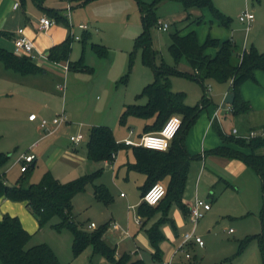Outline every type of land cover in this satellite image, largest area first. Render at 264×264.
<instances>
[{
	"label": "rangeland",
	"instance_id": "374dc122",
	"mask_svg": "<svg viewBox=\"0 0 264 264\" xmlns=\"http://www.w3.org/2000/svg\"><path fill=\"white\" fill-rule=\"evenodd\" d=\"M23 1L32 10L43 11L35 0ZM41 1L42 6L59 11L65 17L60 21L54 20L52 28L62 31V41L69 37L72 39L71 49L67 58H61L57 62L47 57L44 51L37 54L34 50L33 55L36 60L41 58L50 62V68L44 67L43 71L36 76L15 74L14 77L18 78L10 80L13 83L11 86L0 83V152L9 155L8 161L0 168V173L5 174L9 185H15L22 176L19 159L23 155L32 152L37 155L38 162L30 169L28 178L30 183H38L44 174L50 171L49 166L52 160L57 158L63 150L74 153V147H79L70 141L72 134L82 132L88 135L93 126H107L112 129L118 143L128 139L138 143L144 134L147 121L131 115L126 118L124 124L121 122L125 105L146 104L145 97L137 98V96L147 84L154 80V70L142 63L141 50H136L132 69L130 68L135 40L144 27L139 1L71 0L70 17L66 10L68 0ZM213 4L232 19L229 27L215 18L209 8L186 11L180 0H162L158 3L155 10L156 17L168 23L169 29L163 31L158 25L150 26V34L157 52L156 65L159 66L162 63L169 66L175 65L169 51L170 35L181 29L196 31L201 44L211 37L221 42L233 41L240 52L244 50L246 44L250 47L252 43L259 52H264V0H213ZM198 10L202 12L203 18L200 22L193 23V20L200 18V15L195 14ZM246 10L255 14V21L251 23L249 30L239 21V16ZM188 13L191 16L187 19ZM80 24L87 25L89 32L80 29ZM74 36L81 37V40L74 39ZM92 44L107 47L108 54L104 57L99 56L93 50ZM0 46L15 52L14 43L11 40L2 39ZM218 50L217 47H209L207 54L215 56ZM80 62L84 67L75 68ZM66 64L69 67L67 71L64 70ZM188 67L190 66L185 60L178 65L181 71H186ZM10 73L12 77L13 73ZM170 82L174 92L185 93V102L190 106H198L204 96L211 98L201 109L197 121L188 131V133L194 131L193 134L199 133L204 125L203 122L208 120L209 123V117L216 113L217 109H222L220 107L224 101V93L230 85L228 82L220 83L214 80H205L202 84L183 76H171ZM60 85L65 87L64 91L58 89ZM240 94L242 99L244 95L248 97L249 102H246L252 109L249 114L251 116L248 121V130L251 131L250 128H253L260 131L262 128L259 129V126L264 125V71H256L255 80L245 81L240 87ZM227 106L221 111L219 117L214 115L217 117L215 124L219 125L224 133L230 134L233 128L242 124V115L238 114L241 115L240 117L227 115L225 111ZM63 111L66 112L70 122L68 127L63 125L51 135L40 128V119L52 121ZM31 114H36L39 119L30 121ZM72 129L77 131L72 132ZM213 130L217 131L215 125L211 132ZM45 134L49 136L32 149V144ZM85 149V145L81 146L78 155H83L86 152ZM64 156L69 158L68 155ZM134 162L133 150L122 147L116 152L112 162H96L84 158L82 162L76 163L71 157L69 159L64 157L57 159L51 171L56 179L66 183L102 170L101 175L72 200L74 221L80 226L83 224L87 230L91 231L89 228L91 222H95L98 227L107 224L108 230V223L116 220L122 226V230H108L110 232L107 234V239L114 245L118 244V250L127 252H134L137 246L141 245L140 235H145L146 232L145 225L136 224V221H146L138 210L142 202L141 187L145 184V175L128 169L129 164ZM209 174L207 171V176ZM252 175L256 178L254 174ZM223 177L227 179L226 175ZM242 180L245 184L241 183ZM167 181L166 179L163 183L167 185ZM231 184L233 185L225 187L224 181H218L213 186L214 196L209 197V182L207 186L206 183H201V194L207 191V198L206 196L205 198L211 202L212 210L199 221L195 233L203 238L206 246L187 247L174 255L172 264H253L255 259L259 262L258 264L262 263L260 239H264L261 228L263 217L257 207L264 201L262 186L258 184L257 188L255 181L247 175L236 179ZM98 187L107 190L108 202L96 197ZM121 193L125 197H121ZM7 200L14 203L22 202ZM3 209L0 206V216H13L9 208ZM28 212L30 223H26V231L31 238L27 248L47 244L52 249L54 246L57 252L58 247H64L68 256L72 254L70 246L73 243V236L66 227L61 228L60 231L55 227L60 223L58 216L40 226L29 208ZM13 217L22 220L18 215ZM153 219L151 220L154 221ZM230 229L233 232H229ZM125 230L128 231V236ZM257 232L259 234L248 241L239 253L242 241L249 236H255ZM171 238L173 241L161 242L160 248L163 254H166L169 247L171 249V246L179 242L173 235ZM163 245H166L165 248ZM147 250L142 249L141 252L145 254V259L149 260L150 264H163L166 261L165 257L156 262L153 261ZM187 252L191 259L186 258Z\"/></svg>",
	"mask_w": 264,
	"mask_h": 264
},
{
	"label": "trees",
	"instance_id": "16d2710c",
	"mask_svg": "<svg viewBox=\"0 0 264 264\" xmlns=\"http://www.w3.org/2000/svg\"><path fill=\"white\" fill-rule=\"evenodd\" d=\"M42 6L41 0H35ZM143 13V31L135 40V49L131 54L130 68L134 63L136 50H141V60L146 66L154 70V80L147 84L137 98L145 97L146 104H130L125 107L121 116L124 124L128 116H136L147 120L144 133L160 131L167 120L172 116L181 118V128L173 138L170 146L165 151L152 150L145 147L118 143L112 129L107 126H93L89 131L87 150L88 159L96 162H112L116 152L122 148H131L135 156V162L129 164L128 169L145 175V184L141 187L142 197L155 183L167 181V193L155 206L141 202L138 206L139 213L146 218L145 223L157 214H161L150 229L147 230L152 246L156 249L154 258L160 259V243L164 239L162 226L166 223L168 214L173 205H177L184 215L189 214V209L183 203V195L187 183V175L190 162L197 156H192L186 147V136L190 128L197 121L201 109L209 102L207 96L203 97L198 106H190L185 102L186 95L183 92H174L171 89V76H183L194 79L203 84L205 80L230 83L229 90L235 95L231 105L233 114L238 115L249 111L250 105L244 101L240 94L241 85L247 80H255V72L264 71V52H259L254 46L239 51L238 46L231 40L221 42L219 39L208 37L206 42H199L196 31L185 29L177 30L170 35L171 44L169 51L174 58L175 65L165 63L156 65V50L150 34V26L158 25L155 10L162 0H138ZM186 11L192 9L202 10L209 8L215 18L225 26H230L232 19L223 14L213 4V0H180ZM56 21L65 19L59 11L46 9ZM191 15L188 13L187 19ZM197 18L192 22H200ZM86 38V36H85ZM72 39L69 37L62 43L51 48L49 58L59 61L67 58L71 49ZM209 47H217L215 56L207 54ZM92 48L99 56H106L108 48L100 44H92ZM185 60L192 68V72L178 69L179 63ZM0 61L7 70L21 75H33L43 71L32 59L26 56H18L0 46ZM71 67V66H70ZM83 63H78L75 68H82ZM150 120V122H149ZM217 133L224 144L207 151V154L218 155L238 159L250 167L262 181L264 189V136L251 139L236 138L226 135L215 124ZM235 143V147L230 146ZM9 155L0 153V168L8 161ZM36 164H33L34 167ZM30 169L22 173L15 185L6 182L5 174L0 173V200L7 198L13 201L26 202L28 208L35 216L40 226L58 216L60 223L55 227L60 231L66 227L73 236L72 254L78 257L88 247L102 255L112 264H146L144 260H133L128 253L117 257L116 247L110 245L104 239L107 224L93 230H87L83 224L80 226L74 221L72 213V200L83 192L89 183H93L102 173L98 170L91 174L80 176L72 181L61 183L54 177L51 171H47L38 183H30L28 173ZM96 197L108 202V192L103 187H98ZM256 236H249L240 246L241 249ZM31 235L23 227L17 217L10 215L0 216V261L3 264H62L47 244H40L27 248ZM262 263L264 264V239H260Z\"/></svg>",
	"mask_w": 264,
	"mask_h": 264
},
{
	"label": "crops",
	"instance_id": "0c3cea01",
	"mask_svg": "<svg viewBox=\"0 0 264 264\" xmlns=\"http://www.w3.org/2000/svg\"><path fill=\"white\" fill-rule=\"evenodd\" d=\"M16 3H19V6L17 8H15ZM68 3L71 4V0H68ZM68 3H67V5H68ZM41 7L43 8V11L39 12L36 9L32 10L30 7H27L25 4V1H23V0H0V42L2 39H8V40H11L13 42V39L16 36L17 29H19L20 27H24L27 35L31 39H33V42H35V49L34 50L37 52V54H40V52L44 51V54L47 57H49V53H50L49 49L52 46H55V45L62 43L64 40L62 41V38H61L62 31L56 30V28L51 27L48 31H45V32H40L38 30L39 19L42 18L43 16H47V17L55 20L53 16H50L48 14V12L46 10L48 8H46L44 6H41ZM66 10H67V6H66ZM71 12H72V9H71L70 13ZM67 13H68V11H67ZM195 14H198V15H200L199 16L200 18H203V15H201L202 12H199V10L196 11ZM192 19H194V17H192ZM80 25H84V24H80ZM80 25H79V28H80ZM82 30L84 32H89V27L86 30H84V29H82ZM80 40H81V37H80ZM251 45L254 46L253 43ZM252 46H250V47H252ZM250 47H249V44L248 45L246 44L244 47V50L249 49ZM33 61L43 69H44V67H47V68L51 67V64H49L50 62L43 60L41 58L36 60V57H35V59H33ZM66 67H67V64L64 65L65 71H67L69 69V67L68 68H66ZM186 71L192 72V68L188 67V69H186ZM10 72L13 73L12 77L10 75L11 74ZM15 74L17 75L19 73H16V72L11 71V70H7L4 66V64L0 61V83H1V85H4V84H6V86L13 85V83L10 80H14V78H18V77H14V76H16ZM37 74L25 75V76H36ZM19 75H21V74H19ZM22 76H24V75H22ZM24 78H26V77H24ZM243 91L244 90H242V92ZM229 93H231V92H230L229 87H228L226 92L224 93L225 97H224L222 107H220L222 109H220V110L217 109L216 113H214L215 115H218L217 117H219L221 111H223L227 105L228 106L225 110L226 114L227 115L230 114L233 117L237 116V115H234L233 111L230 110L232 108V106H231L232 104H225L226 96ZM243 94H244V92H243ZM244 97H243V99L245 101L249 102L248 97H246L245 95H244ZM126 106L127 105H125V107ZM251 112H252V109H249V111H247L245 113H241L242 124L239 127L233 128L232 133H230V134L225 133V134L226 135H233L236 138H241V136H246L250 132L256 131L253 128H250V130L252 129L251 131L248 130L249 129L248 121H249V118L251 116L249 114H251ZM214 114L209 117V119H210L209 123H208V120L206 122H203L204 125L202 124L203 127L200 129L199 133L195 132V134H193L194 131H191L190 133H188V135L186 137V147H187L188 152L192 156H197L196 158H194L190 162L188 175H187L186 188H185V192L183 195V203L189 209V214H190V209H191L196 198L199 197V198L205 199L207 201V199H206L207 198V191H205L203 194H201L202 193V191H201L202 190L201 189V187H202L201 183L202 182L206 183V186H207V183L209 182L208 196L212 197V196H214V193H215L213 186L218 181L219 182L224 181L225 187H228V186L233 185V184H231V182H234V181H236V179L242 178L243 176L247 175L255 181V184H257V188H258V184H259V186H262L263 197H264V189H263L261 178L257 174H255V172L250 167H248L244 162H242L241 160H238V159L222 157V156L213 155V154H207V151L214 149V148H217V147L224 144V142L221 139V137L219 136V134L216 133L217 131L215 132V130H213V132H211L212 127L216 123L215 118H217ZM241 115H238L237 117H240ZM146 122H148V121H146ZM149 122H150V120H149ZM69 124H70V122L68 121L66 124H63V125H66L68 127ZM207 124H208V126H207ZM217 126H219V125H217ZM234 129L237 130V133L233 132ZM259 129L264 130V125L259 126ZM75 130L77 131V129H72L71 131L75 132ZM80 133H82V132H80ZM83 135L85 136V139L77 145L74 144L75 146L79 145V147H74V150H73L74 153L73 152L71 153L69 150H67V152L65 150H63L57 158L52 160V164H50V166H49L50 171H53L54 165L57 162V159H59V158L62 159L65 157L66 159H69L71 157L72 159H74V161L76 163H79V161L82 162L84 158H88L87 141H88L89 133H88V135H85V134H83ZM48 136L49 135L45 134V135L41 136L39 139H37L32 144V146H31L32 149L39 146L40 141L47 138ZM83 145H85V148H86L85 151L86 152H84L83 155L82 154L78 155L79 154L78 152H80V148ZM229 145L232 147L236 146L235 143H230ZM2 153H4V152H2ZM30 154H34L36 156V160L34 163V164H36L38 162L37 161V155L33 152ZM64 155H68L69 158H67ZM207 171H209V173H210L208 176H207ZM223 171H225L227 173L225 174ZM252 174H254L257 179ZM224 175H226L227 179H225L223 177ZM145 180H146V177H145ZM244 182L245 181L242 180L241 183H244ZM242 189H244V188H242ZM205 196H206V198H205ZM121 197H125V196H121ZM207 202L211 204V202H209V201H207ZM262 204H263V206H261ZM0 206L2 208H4L3 210L9 208V211L12 213L13 216L18 215L22 219L21 222L23 221L22 222L23 227L26 229V223H30V220H29L30 216H29L28 206H27L26 202H15L14 203L12 201L7 200L6 198H2L0 200ZM257 207H259L258 209L260 210V211L259 210L258 211L262 212L263 225L261 228L263 229L262 234H264V201H263V203L260 202L259 206H257ZM129 208H133V207L129 206ZM211 210H212V205H211V209L209 211H211ZM207 212L208 211H206L205 214ZM189 214L187 216L184 215L183 212L181 211V209L177 205H173L171 207L170 212H169L168 217H167L168 219H167L166 223L162 226V232L164 235V239L162 241H164L165 243H167V240L173 241L171 238V236L173 235L176 240L177 239L179 240V242L175 246H171V249L169 247L168 251H166V254L165 253L163 254V252L160 248V253H158L160 255V259L154 258V254L156 252V249L152 246L149 235L147 237V234H148L147 230L150 229L152 227V225L158 219H160L162 217L161 214H157L155 217H153L155 219L154 220L152 218L154 221L149 220L146 223L141 222V221H140V223H138L136 221L137 225H143V226L145 225L146 232L144 233L145 235H143V234L140 235L141 236L140 243L142 246L138 245L137 249L134 252L133 251H131V252L120 251V250H118V244L114 245L113 243L109 242V240L107 239V234H108V232H110L108 230H110V229H112L113 231H121L122 230V226L119 225L116 220H112L108 223V230L106 231V233L104 235V239L110 245L116 247L117 257L121 256L123 253H128L132 256L133 260L142 259L145 261L146 264H150L149 260L145 259V254H143L141 252L142 249H145V251L147 249H149V251L148 250L147 251L150 253L153 261L156 262L157 260H161L162 258L165 257L166 261H164V262L170 261V264H172V258L176 254L175 253L176 249L178 248V246L181 243V235L187 231H191L193 228V226L189 220ZM0 215H1V213H0ZM93 223H95V222H93ZM114 225H117L118 228H114ZM196 229H197V227H196ZM230 230H232V229H230ZM230 230H229V232H230ZM124 232L128 236V231L125 230ZM258 234H259V232L255 233V236ZM129 236H130V233H129ZM165 246L163 245V248H165ZM190 246H198V245L195 243H191L187 247H190ZM205 246H206V244H205ZM52 247H53L54 252L58 256V258L62 264H112L106 258H104L102 255L95 253L92 247H88L85 251H83L76 258L73 257V254L68 256V253L66 252V248H64V247L63 248L58 247L60 252H59V250L57 252L55 250L54 246H52ZM187 247L185 249H187ZM70 248L72 249V246H70ZM170 250H171V252H170ZM61 254H62V256H61ZM188 259H191V256ZM256 261L257 260L255 259L253 264L259 263L258 261L257 262ZM164 262H163V264H164ZM0 264H3V263L0 261Z\"/></svg>",
	"mask_w": 264,
	"mask_h": 264
},
{
	"label": "built area",
	"instance_id": "2783aa9c",
	"mask_svg": "<svg viewBox=\"0 0 264 264\" xmlns=\"http://www.w3.org/2000/svg\"><path fill=\"white\" fill-rule=\"evenodd\" d=\"M19 6V3L15 4V8ZM72 6L70 3L67 5L68 16L70 17V11ZM255 20V14L251 11L246 10L239 16V21L246 25L247 29L250 28L251 23ZM55 21L47 16H43L39 19L38 30L39 31H48L53 25ZM159 29L163 31H167L169 29V24L159 20L158 23ZM81 29L86 30L88 28L87 25H80ZM74 39L80 40L79 36H74ZM15 54L18 56H26L32 59L35 58L33 55L35 45L33 40L27 35L24 27H20L16 31V36L13 39ZM68 68V66L66 67ZM61 91L65 90L64 86H58ZM233 111V108L230 109ZM31 121H36L39 117L36 114H31L29 116ZM68 122L67 115L63 111L61 114H58L52 121H48L46 119H40V127L48 132L49 135L54 134L58 129ZM181 118L178 116L170 117L163 128L158 132L147 133L141 136L140 142H134L132 140H125L124 143L126 145L131 146H141L152 150L165 151L169 148L171 141L176 136L178 131L181 128ZM234 133H237V130L234 129ZM257 136H264V130L260 131H252L246 136H241V138L251 139ZM85 139V136L82 133L72 134L70 137V141L77 145L81 143ZM36 156L34 154L23 155L19 162L21 163L20 171L26 172L30 169V167L35 163ZM167 188L161 183H155L151 188H149L146 193L142 197V202L150 206L157 205L166 195ZM121 196H124L122 193ZM211 209V204L208 203L205 199L196 198L189 214V220L193 226L191 231H187L181 235V243L176 249V252L184 251V249L190 245L191 243H195L200 247L205 246V242L203 238L197 235L196 227L198 222L204 217L205 212ZM140 223V221H137ZM89 228L95 229L97 225L95 223H91ZM114 228H118L117 225H114ZM232 232V230H230ZM187 258H190V254H186ZM164 264H170V261L164 262Z\"/></svg>",
	"mask_w": 264,
	"mask_h": 264
},
{
	"label": "water",
	"instance_id": "95a60500",
	"mask_svg": "<svg viewBox=\"0 0 264 264\" xmlns=\"http://www.w3.org/2000/svg\"><path fill=\"white\" fill-rule=\"evenodd\" d=\"M234 98H235L234 93H233V92L229 93V94L226 96L225 104H233V102H234Z\"/></svg>",
	"mask_w": 264,
	"mask_h": 264
}]
</instances>
